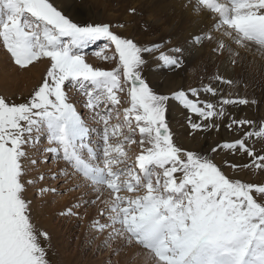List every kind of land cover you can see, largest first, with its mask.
<instances>
[{"label":"snow or ice","instance_id":"6c2138e0","mask_svg":"<svg viewBox=\"0 0 264 264\" xmlns=\"http://www.w3.org/2000/svg\"><path fill=\"white\" fill-rule=\"evenodd\" d=\"M199 3L218 14L220 24L234 30L236 43L251 41L264 47V0ZM0 38L20 68L43 58L50 62L45 78L26 102L12 103L0 96V264H50L41 243L48 235L35 227L30 202L23 195L25 146L39 143L41 136L52 145L45 153L67 162L92 185L106 186L115 194L110 209L114 215L107 217L108 224L97 221L98 231L113 228L117 236L127 234L129 241L150 250L160 264H264V186L230 179L210 156L174 142L166 116L169 97L155 93L141 75L144 54L159 51V45L140 47L107 23H77L53 0H0ZM206 39L214 37L198 35L192 43L200 45ZM98 41L114 45L117 69L103 70L86 62L85 50ZM223 47L221 43L215 50ZM183 51L177 47L173 52L181 55L161 52L159 59L166 67L178 68ZM73 88L87 97L83 107L101 127L91 128L77 111L70 97ZM125 91L130 107L124 109L122 123H112L114 112L117 119L120 116L115 108L121 103L117 93ZM202 91L218 95L211 84ZM200 95L201 90L193 88L179 90L172 99L207 121L222 118L224 105L249 103L248 99L222 98L218 108ZM189 123L199 131L216 127ZM254 123L232 119L229 127ZM125 128L131 135H124ZM137 130L143 151L130 164L125 144L136 143ZM119 136L122 141L111 142ZM244 137L264 138V123ZM245 138L212 151H243L253 157L257 169H264V155H257ZM140 189L146 194L130 199L119 195L122 190ZM68 214L74 215L71 209Z\"/></svg>","mask_w":264,"mask_h":264},{"label":"rangeland","instance_id":"374dc122","mask_svg":"<svg viewBox=\"0 0 264 264\" xmlns=\"http://www.w3.org/2000/svg\"><path fill=\"white\" fill-rule=\"evenodd\" d=\"M53 2L77 23H107L116 34L132 39L140 47L159 45V51L144 54L146 63L142 66L141 75L155 93L169 97L166 116L174 142L185 150L210 156L230 179L264 186V169L254 166L253 157L239 150L230 152L219 148L216 152L212 151L218 145L245 138V132L258 130L264 123V47L251 41L236 43L233 39L234 30L220 24V19L217 20L219 15L207 10L199 0ZM215 22L217 27H214ZM198 35H210L214 39H206L200 45H195L192 40ZM221 43L224 47L216 51ZM177 47L184 50L182 66H164L159 59L160 53L181 55L173 52ZM97 51L102 54L96 55ZM103 56L112 59L106 61ZM85 58L86 62L103 70H115L119 67L118 54L109 41H98L88 47ZM49 67L50 62L43 58L26 69L20 68L14 63L0 38V84L1 75L5 76L7 82L0 86V96L9 102H26L42 83ZM217 77L231 83H224ZM123 79L121 76L122 81ZM209 84L218 90V95L212 96L202 91ZM193 88L201 90V100H208L218 108L222 98L248 99L249 103L224 105L225 114L222 118L201 120L172 99L179 90L189 92ZM117 95L121 103L115 108L120 116L117 119L114 112L112 123H122L124 109L130 107L126 91L118 92ZM70 97L86 122L92 120L90 111L83 107L87 100L83 92L73 88ZM253 100L256 103H252ZM232 119L251 120L255 123L238 129L236 125L229 127ZM189 121L214 123L216 127L203 131L193 130ZM90 127L99 128L101 125ZM122 131L124 135H131L127 128ZM181 136L190 137L192 141L180 140ZM133 139L136 143L125 144L130 164L135 163L136 157L143 151L138 130ZM122 140L123 136H119L111 142ZM245 142L257 155H264V138H245ZM51 146L43 136L34 146H25L27 158L24 159V165L27 172L24 177L26 190L23 194L30 202V216L35 227L48 235L46 240L41 238V243L46 248L50 264H136L144 251L156 258L150 250L134 240L129 241L127 234L117 236L113 228L97 230V221L110 223L107 217L114 215L110 213V209L115 194L106 186L92 185L67 162L53 159L50 153H45L44 149ZM32 160L36 163L33 164ZM231 165L238 167L233 168ZM52 189L56 191L53 192ZM144 194V189L134 192L122 190L119 193L125 199ZM69 209L74 215L68 214ZM115 228H120V225L117 224ZM123 261L127 262L121 263Z\"/></svg>","mask_w":264,"mask_h":264},{"label":"bare ground","instance_id":"6f19581e","mask_svg":"<svg viewBox=\"0 0 264 264\" xmlns=\"http://www.w3.org/2000/svg\"><path fill=\"white\" fill-rule=\"evenodd\" d=\"M66 1H68V2H71V0H66ZM218 19H220V17H217V20ZM216 20V21H217ZM216 23V22H215ZM217 25V23L216 24H214V27ZM217 27V26H216ZM8 79V78H7ZM1 84H0V86L2 85L3 86V84H5V83H7L6 81H5V76L4 75H1ZM6 86V85H5ZM2 91V90H1ZM174 102V101H173ZM175 104H176V102H175ZM177 106V105H176ZM88 124H89V126H93V125H98L96 122H94V121H92V120H89V122H87ZM180 140H184L185 142L186 141H190L191 140V138L190 137H185V136H181V139ZM192 141V140H191ZM144 254H143V256H141V258H139L138 260H137V262H136V264H160V262H159V260L158 259H156V258H154L153 256H152V254H149L147 251H144L143 252ZM130 256H131V254H130ZM125 262H127V261H123V262H121V263H125Z\"/></svg>","mask_w":264,"mask_h":264}]
</instances>
